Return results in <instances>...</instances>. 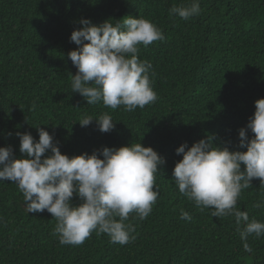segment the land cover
Instances as JSON below:
<instances>
[{
  "label": "trees",
  "instance_id": "obj_1",
  "mask_svg": "<svg viewBox=\"0 0 264 264\" xmlns=\"http://www.w3.org/2000/svg\"><path fill=\"white\" fill-rule=\"evenodd\" d=\"M191 2L0 0V147L27 158L16 133L30 132L38 141L40 126L70 158L141 143L166 160L156 174L159 195L150 215L140 220L133 212L125 221L135 228L126 245L95 231L81 245H61L52 214L28 213L18 186L0 181V264H264V236L250 235L252 251H245L234 216L201 211L173 177L183 158L176 149L185 142L191 147L212 137L215 147L247 150L239 147V129L264 98V0H199V15H169L174 4ZM125 16L150 20L164 32L163 42L140 45L138 53L152 64L149 78L158 99L134 111L123 105L113 110L102 101L88 105L72 89L78 70L68 53L79 46L71 34L83 27L81 19L115 25ZM105 113L116 125L111 132L99 131L95 120L79 123ZM251 183L237 207L249 220L264 222V207L254 206L264 200V186L256 178ZM80 203L74 195L72 204ZM182 210L190 221L180 218Z\"/></svg>",
  "mask_w": 264,
  "mask_h": 264
},
{
  "label": "clouds",
  "instance_id": "obj_2",
  "mask_svg": "<svg viewBox=\"0 0 264 264\" xmlns=\"http://www.w3.org/2000/svg\"><path fill=\"white\" fill-rule=\"evenodd\" d=\"M201 12L199 0L189 5H173L170 16L188 20ZM113 25L106 21L95 25L90 19L79 21L83 27L74 30L70 40L79 47L68 53L77 73L72 75V89L88 105L102 101L105 107L126 111L143 109L158 99L149 78L152 64L138 57L140 45L145 48L166 38L162 29L144 18L125 16ZM255 113L246 127L239 129V147L230 151L215 147L212 137L201 139L191 147L187 142L176 149L183 155L173 170L174 182L181 194L203 211L213 209V217L234 216L245 251L252 249L247 238L264 236V222L249 220L238 207L243 189L252 186L254 178L264 186V98L255 102ZM36 103L33 102L32 111ZM96 121L99 131L111 132L115 122L107 113L98 118L85 116L82 127ZM39 140L30 132H17L20 152L27 158L16 159L12 147H0V181L10 180L23 194L28 213L52 214L57 221L53 235L61 245H81L95 231L106 233L112 243L126 245L135 239L134 226L126 224L130 213L140 220L153 210L159 189L156 174L166 163L152 147L141 143L119 148L104 147L91 155L69 157L62 154L54 136L37 127ZM254 134L249 138L248 132ZM51 155H45L48 152ZM101 156L103 158H101ZM244 165V170L241 166ZM81 200L72 204L73 197ZM264 207V200L254 205ZM118 218V219H117ZM181 219L191 220L186 211ZM242 226V227H241Z\"/></svg>",
  "mask_w": 264,
  "mask_h": 264
}]
</instances>
